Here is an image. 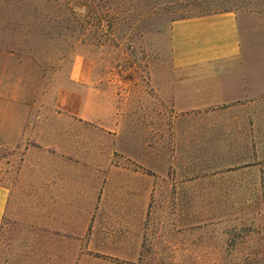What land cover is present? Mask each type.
Here are the masks:
<instances>
[{
  "label": "rangeland",
  "instance_id": "rangeland-1",
  "mask_svg": "<svg viewBox=\"0 0 264 264\" xmlns=\"http://www.w3.org/2000/svg\"><path fill=\"white\" fill-rule=\"evenodd\" d=\"M224 10L264 32V0H0V180L52 153L101 172L63 232L44 194L7 217L0 264H264V99L176 97L213 73L175 67L173 23Z\"/></svg>",
  "mask_w": 264,
  "mask_h": 264
},
{
  "label": "crops",
  "instance_id": "crops-1",
  "mask_svg": "<svg viewBox=\"0 0 264 264\" xmlns=\"http://www.w3.org/2000/svg\"><path fill=\"white\" fill-rule=\"evenodd\" d=\"M172 50L175 67L179 70L202 72L206 69V80H198L201 75L189 76L191 84L188 92L179 91L190 102L233 104H259L264 99V32L251 33L239 11L224 10L178 19L172 26ZM220 61H237L236 66L222 67L211 64ZM200 81V82H199ZM0 102V137L7 127V110ZM14 131L21 130V113L14 115ZM61 136L64 129L58 131ZM31 149H28L30 153ZM95 163L66 159L63 153H52L43 162H32L27 157L15 172L13 179L0 180V228L7 217L24 210L31 216L39 217L34 202L39 195H45V225L48 231H65L67 218L85 215L86 193L96 191L95 184H86L87 176L100 179L101 172ZM10 173V172H9ZM7 173V177L10 175ZM119 173L113 174L118 176ZM126 180L132 179L131 171L121 172ZM44 180V184L35 180ZM27 188L30 192L26 191ZM32 189H35L34 191ZM100 189V185H97Z\"/></svg>",
  "mask_w": 264,
  "mask_h": 264
}]
</instances>
